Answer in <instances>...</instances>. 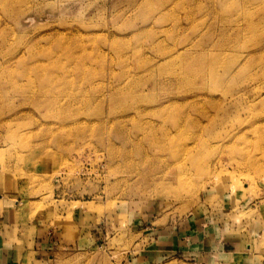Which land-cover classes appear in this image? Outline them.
<instances>
[{
  "label": "rangeland",
  "instance_id": "obj_1",
  "mask_svg": "<svg viewBox=\"0 0 264 264\" xmlns=\"http://www.w3.org/2000/svg\"><path fill=\"white\" fill-rule=\"evenodd\" d=\"M0 198L25 264H264V0H0Z\"/></svg>",
  "mask_w": 264,
  "mask_h": 264
},
{
  "label": "crops",
  "instance_id": "obj_2",
  "mask_svg": "<svg viewBox=\"0 0 264 264\" xmlns=\"http://www.w3.org/2000/svg\"><path fill=\"white\" fill-rule=\"evenodd\" d=\"M1 201L4 204L0 207V264H25L24 259L28 253H33L35 260H41L44 252L58 244L60 237L55 236L56 234L52 230H44L41 227L36 228L31 237L26 238L22 234L18 235L19 232L14 238L12 235L15 232V226L20 229L23 222L17 218L15 208L8 204L10 199L0 198ZM16 205H20V201ZM204 225L195 216L176 221L175 225L170 226L166 231V237L164 236L165 244L162 246V250L165 251L163 256L167 257L169 253H183L193 257L206 255L208 259L231 256L224 260L225 263H230L228 260L234 256L236 258L243 257L245 260L250 258V253H243L239 248L230 252L229 245L222 244L220 240L212 238L207 234ZM167 242L171 243V247L167 246ZM253 256L251 255V257Z\"/></svg>",
  "mask_w": 264,
  "mask_h": 264
},
{
  "label": "bare ground",
  "instance_id": "obj_3",
  "mask_svg": "<svg viewBox=\"0 0 264 264\" xmlns=\"http://www.w3.org/2000/svg\"><path fill=\"white\" fill-rule=\"evenodd\" d=\"M219 76V75H218ZM220 77V76H219ZM219 77H217V76H212L211 77V79H212V81H213V86H219V81H220V79H221V77H220V79H219ZM206 78V77H205ZM232 99V98H231Z\"/></svg>",
  "mask_w": 264,
  "mask_h": 264
}]
</instances>
